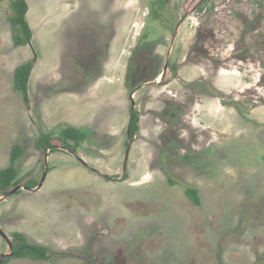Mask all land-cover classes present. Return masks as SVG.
<instances>
[{
    "label": "rangeland",
    "instance_id": "rangeland-1",
    "mask_svg": "<svg viewBox=\"0 0 264 264\" xmlns=\"http://www.w3.org/2000/svg\"><path fill=\"white\" fill-rule=\"evenodd\" d=\"M27 2L33 39L15 47L0 0V170L19 144V178L48 173L0 193V230L53 257L6 264H264V0ZM66 126L87 131L76 154L37 149Z\"/></svg>",
    "mask_w": 264,
    "mask_h": 264
},
{
    "label": "trees",
    "instance_id": "trees-1",
    "mask_svg": "<svg viewBox=\"0 0 264 264\" xmlns=\"http://www.w3.org/2000/svg\"><path fill=\"white\" fill-rule=\"evenodd\" d=\"M12 13L9 17V22L12 27V41L15 47L28 46L31 44L33 39V32L27 14L29 12V5L27 0H11ZM140 44L137 50L140 48ZM105 58V56H104ZM155 63V62H152ZM152 63H149L153 70ZM131 68V67H130ZM33 70V63L28 62L21 64L15 68L13 89L18 92L26 104L29 103L28 98V83ZM101 74L95 77L98 79ZM84 89V88H82ZM55 92H75L80 89H74L71 84H65L64 82L55 85ZM139 130V115L138 112L134 111L131 113L130 121L128 125V135L134 138ZM88 134L86 130L79 129L76 127L66 126L59 130L57 134H41L36 140V147L44 154L48 151L49 154L57 151L64 150L71 154H76L80 146L87 140ZM54 140H58L61 145H55ZM24 154V149L21 145H14L10 154V164L6 168L0 170V193L5 194L12 189L23 186L25 189L32 190L39 184V179L29 178L27 181L19 178V170L17 163ZM127 178V176H125ZM173 184V181H171ZM19 189L16 193H20ZM186 197L193 202L194 205H201V198L199 191L195 188L187 187L185 190ZM12 238V255L6 259L3 264L8 263L13 259H29L32 261H49L53 257V252L50 248L44 245L30 243L24 234L20 232H14ZM85 264H97L90 261H85Z\"/></svg>",
    "mask_w": 264,
    "mask_h": 264
},
{
    "label": "water",
    "instance_id": "water-1",
    "mask_svg": "<svg viewBox=\"0 0 264 264\" xmlns=\"http://www.w3.org/2000/svg\"><path fill=\"white\" fill-rule=\"evenodd\" d=\"M168 67H169V64H168V59H167L166 64H165V69L162 73L161 79H163L165 77L167 70H168ZM131 99H133V98L131 97ZM132 106L134 107V102H133ZM133 107H132L131 112L133 111ZM129 138L131 139V137H129ZM130 147H131V142L129 143L128 152H127V156H126V160H125V167H124L125 170H126V165H127V161H128V154L130 151ZM47 173H48V166L46 165V169H45V172L43 174L41 181L39 182L38 186L32 190H39L42 188V186L46 180ZM20 188L21 187H16V188L12 189L11 191H9L8 193L4 194L3 199L8 198L11 195L15 194ZM0 235L5 239V241L7 242V245H8V252L0 255V264H3L6 261V259H8L12 255L13 245H12V242L10 241L9 237L2 230H0Z\"/></svg>",
    "mask_w": 264,
    "mask_h": 264
},
{
    "label": "crops",
    "instance_id": "crops-1",
    "mask_svg": "<svg viewBox=\"0 0 264 264\" xmlns=\"http://www.w3.org/2000/svg\"><path fill=\"white\" fill-rule=\"evenodd\" d=\"M113 42H114V40H113ZM111 50V49H110ZM33 72V71H32ZM68 96H69V99H71V98H76V96H74V95H69L68 94ZM91 97V96H90ZM89 97V98H90ZM90 101H92L91 99H89ZM91 108H93V106H92V104H91ZM13 260H16V261H19V260H29V259H13ZM11 261V260H10ZM29 261H32V260H29Z\"/></svg>",
    "mask_w": 264,
    "mask_h": 264
},
{
    "label": "built area",
    "instance_id": "built-area-1",
    "mask_svg": "<svg viewBox=\"0 0 264 264\" xmlns=\"http://www.w3.org/2000/svg\"><path fill=\"white\" fill-rule=\"evenodd\" d=\"M139 32V31H138ZM138 34V33H137ZM123 54L126 55V56H129L131 55L130 51L129 50H123Z\"/></svg>",
    "mask_w": 264,
    "mask_h": 264
}]
</instances>
